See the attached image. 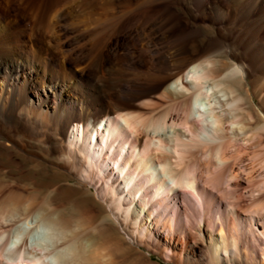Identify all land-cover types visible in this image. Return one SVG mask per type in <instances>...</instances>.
I'll list each match as a JSON object with an SVG mask.
<instances>
[{
	"label": "bare ground",
	"instance_id": "obj_1",
	"mask_svg": "<svg viewBox=\"0 0 264 264\" xmlns=\"http://www.w3.org/2000/svg\"><path fill=\"white\" fill-rule=\"evenodd\" d=\"M184 4L134 0L105 20L65 26L75 32L78 45L73 50L79 67L70 73L53 67L62 63L45 41L52 27L45 17L30 32L0 26V147L11 158L14 137L31 127L29 135L44 136L50 152L66 158L71 174L88 183L97 176L95 183L100 182L114 221L128 223L124 230L129 227L128 246L133 249L143 243L178 264H246L248 243L240 249L234 217L219 202L229 198L224 172H232L240 152L264 149V0H192L194 10ZM76 10L70 6L56 13L55 23H64ZM198 18L223 29L198 40L201 29L193 24ZM146 25L152 30L147 32ZM147 55L156 63L151 72L140 65ZM253 75L255 80L248 81ZM167 82L176 88L162 87ZM175 125L189 136L178 129L169 143L160 133ZM219 134L216 143L198 140ZM234 140L242 141L243 150L236 149ZM255 152L244 154L252 157ZM4 180L0 174V229H10L0 236V264H47L52 246L20 235L37 194L14 192ZM49 203L40 202L36 209L46 210ZM238 209L236 216L262 242L264 202ZM69 213L68 208L55 211L44 223L65 230L71 226ZM110 214L98 221L92 215L86 238L72 239L67 253L89 264H111L124 239L109 228ZM198 242L203 248H197ZM260 252L264 261V248ZM119 264L155 263L137 254Z\"/></svg>",
	"mask_w": 264,
	"mask_h": 264
},
{
	"label": "rangeland",
	"instance_id": "obj_2",
	"mask_svg": "<svg viewBox=\"0 0 264 264\" xmlns=\"http://www.w3.org/2000/svg\"><path fill=\"white\" fill-rule=\"evenodd\" d=\"M49 1L50 0H0V26L5 25L9 27L10 30L16 29L17 31L25 30L26 32H30V30L34 29L35 27H38L37 25V23H39L38 21L41 18L45 17L47 20L46 23L48 22L47 25L52 26L47 31L48 33L45 37L46 38L45 41L47 40L46 43L52 47L55 53L54 59L56 60V62L62 63L61 66L54 65L53 67L55 71H58L59 73L60 71L62 72L60 67H63L66 73H70L79 67L78 65H76V57H75L76 54L74 51L76 49L73 50V48H75L78 45L74 39L75 32L70 30V28H68L69 31H65L66 30L65 26H69V27L72 26L76 28V27L84 26L85 24H93L96 21L105 20L114 14L115 15L120 14V11L122 10L121 9L122 6L130 1L133 2L134 0H96V3L95 0H86L84 2L85 4L83 2L81 4H78L80 3L81 0H53L54 3L52 5H50ZM221 1L223 2V0ZM90 2L92 4H89ZM183 3H185L184 9H186L185 5L192 7L191 6L192 0H183ZM88 5L91 6L88 7ZM70 6H75V8L77 9L75 15L65 20L64 23L62 22L55 23L56 13L63 11L64 9L67 10L68 8H70ZM175 8L179 12L182 11L181 7L179 6H176ZM146 9L148 8H144L143 11H145ZM192 9L194 10L193 7ZM193 24L201 29L200 30L201 34L197 37V39L201 41L203 39H206L208 36L213 37L217 29H223L222 25L216 23L214 24L207 18L204 19L198 18L196 19V21L193 22ZM145 27L147 32L149 31L148 28L152 30V28H150L148 25H146ZM124 39H125L124 37L122 36L120 37L121 41H123ZM110 43L112 44L115 43L114 38H112ZM155 44L156 46L159 47V44L157 43ZM239 49L238 48L236 49V53L240 52ZM68 50L72 52L69 53ZM119 55L120 56L122 55L121 57L128 58L127 53L125 52L120 51ZM45 59L50 62L51 55L47 53ZM113 61L114 60H112L111 62ZM140 65H141V69L144 72L147 71L151 72L156 68V63L154 62V60L151 59V56L149 57V55L145 56V58H142V60L140 61ZM256 75L250 76L248 78V81L255 80ZM67 77L70 76L68 75ZM167 83H164L162 87L169 86L170 89L176 88L175 83L174 84L172 82L168 84ZM249 85L250 84L247 85L248 86L247 88L251 86ZM92 92L94 91L92 90ZM257 94L258 93H256V95L253 98L254 102H256L255 103L256 110L257 108H259V101H260L259 100L260 98L258 97ZM31 95H32L33 103H35L36 102L35 101L36 97L34 96L35 94L32 93ZM137 111L145 112L144 110H137ZM262 123H263L262 121H259L258 125L259 124L261 125ZM175 126H173V128L172 127L167 128L168 130L167 132L165 130V131H161L160 133L162 134L161 136H163L162 137L163 139H165L166 141L170 140L169 143L172 142L171 139L174 137L173 134H175L180 129H181L180 131H182L184 134H188L187 136H189V133H187L185 129L183 131L181 126L179 125H177L176 127ZM262 129H264V127ZM31 130H32L31 127L29 128L27 127L25 130L26 131L25 134L19 133L14 137L17 143L15 146L14 145L10 146L11 158H8L5 150L2 149V147H0V174L4 176L5 179L4 181L6 185L14 192H20L24 195L26 193L37 194L38 196L36 199L37 201L36 204H32L35 206L30 207L32 211H30L29 209L30 212L28 211L26 214L28 217V218L26 217V221H28V223L26 224L25 222H23L20 225V226L23 225L22 229L20 227L21 229L20 235L21 237L27 235L29 239L36 242L38 241V243H41L44 246H47L48 248L52 246L53 249L50 248V254H49L50 256L47 259V264H81L84 262V260L80 259L78 261L77 260L78 258H75L74 256L71 257V255H69L70 251L68 250L67 245L71 243L72 239L76 240L78 236L80 237L82 235L81 237L83 238L84 235L86 234V231H89L93 227V223L88 222L91 219L92 215H94L96 217L95 220L98 221L99 219L104 217V215L110 214V208L106 205L104 200H102L100 187H99L100 182L95 183L97 180V176L94 177L91 183H88L85 180L79 179V177L75 176L73 173L71 174L68 170L69 167L66 158L65 157L60 158L58 154L50 152L48 147L49 143L47 142L46 138L44 136H39V135L37 136L29 135V132ZM35 130L37 132L38 128H36ZM262 132L264 136V130ZM10 133L13 134L12 130H10ZM216 136L218 138L217 137L214 138L215 140L214 139L208 140L201 136H199L198 140L202 141L201 143H207V142L210 143V141H213L211 143L214 142L216 143L220 141L219 139L220 134ZM0 141H3V139H0ZM234 141H235L234 146L237 147L235 148L239 152L243 150L244 144L241 143L242 141L239 142L237 140L238 143H236V140ZM256 149L258 150L257 147L248 148L247 150L248 152L255 150L258 153L257 155L252 157L250 155L244 154L248 152H240V158H238L239 160H236L234 163H231L233 167L232 168L233 173L232 172L229 173L230 171L229 169L225 170L224 173L226 174V178H227L226 182H228L226 185L228 184L229 185L227 187H224L226 185H223L222 187H224V189L228 188L229 198L225 197L221 199L219 202V205L220 206L222 205V207L225 206L227 213L232 214L234 217L233 223H235L234 225H237L236 235L237 237H239L238 240H240L239 241L240 249L244 250L243 246L244 245L246 246V243H248L245 250L246 254L245 252H243L246 264H264V261L261 259V255H260L261 253L260 251L264 248L263 245L264 240L261 242L263 238L253 236L251 230L249 231L246 220H244L242 216L239 217L236 216L237 212H239L238 208L248 209L251 207L254 201L256 202V200L264 202V158L262 157L263 154L262 152H264V149L262 150L260 149L258 151ZM47 199H49L50 201L47 209L43 211H38L36 207H38L40 202H44ZM65 208H68L70 212L69 215L71 216V223H72V224L70 223L71 226H69L67 229L62 231H57L53 227L48 226L44 223L46 217L49 214H52L55 211L64 210ZM109 218L110 219L108 226L110 229L113 228L112 232H114V236L116 238L118 236L122 237L124 240H122V238H118L122 240V243L120 242L121 243L120 246L122 248L120 249V252L116 254V257L114 256L112 258V260L111 258H109L108 260L106 258L105 260H107V262L111 260V262L109 263L119 264V261L120 263H122L124 262V260L125 261L129 260L131 256L133 257V255L135 256L138 254V255L147 256L155 264H178V261L173 256L171 257V259H167L163 255L157 253L156 251H153L152 248L147 247L146 244L143 243L139 244L134 249L129 247L128 242L131 240L130 237L126 234L127 232H129L128 231L129 227L127 231L124 230L125 225L127 224L126 225L127 228L128 223H123L122 225L119 226L116 224L112 216ZM14 226L15 224L11 226V228ZM255 227H257V225H255L254 228ZM9 229L10 227H2V230L0 229L1 230L0 236L4 235L3 233H5L6 235L7 234L6 231L9 232ZM240 232H242V234ZM79 237L77 239H82ZM85 238L86 237H84V239ZM61 239L63 241H61ZM84 239L83 241H85ZM241 239H243V241ZM255 240L257 242L256 244L254 242ZM260 243L262 246L260 245ZM150 245L152 246L153 243H150ZM197 248L201 249L203 248V245L200 242H198ZM52 251L53 252L56 251V252L52 254L53 253ZM67 251L69 252L67 253ZM252 251L254 252L252 253ZM254 254H255V258H254ZM86 263H88V260L85 261L83 264Z\"/></svg>",
	"mask_w": 264,
	"mask_h": 264
}]
</instances>
